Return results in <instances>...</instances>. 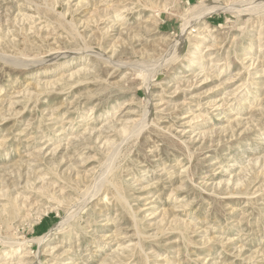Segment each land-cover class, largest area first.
I'll return each mask as SVG.
<instances>
[{
  "label": "rangeland",
  "instance_id": "rangeland-1",
  "mask_svg": "<svg viewBox=\"0 0 264 264\" xmlns=\"http://www.w3.org/2000/svg\"><path fill=\"white\" fill-rule=\"evenodd\" d=\"M0 264H264V0H0Z\"/></svg>",
  "mask_w": 264,
  "mask_h": 264
},
{
  "label": "bare ground",
  "instance_id": "bare-ground-1",
  "mask_svg": "<svg viewBox=\"0 0 264 264\" xmlns=\"http://www.w3.org/2000/svg\"><path fill=\"white\" fill-rule=\"evenodd\" d=\"M194 20H190L188 23H186L184 26H183V30L184 28H186V26H188V28H190V26L193 24V22H196V20L198 19V16L193 18ZM14 185V184H13ZM90 195V194H89ZM64 221V220H63ZM60 222V221H59ZM63 225V222H60V223H57L55 224L54 226L52 225V227L49 229L48 232L44 233L43 236H41L38 240H46L49 238V236L52 234L53 231H56L58 229H60Z\"/></svg>",
  "mask_w": 264,
  "mask_h": 264
}]
</instances>
